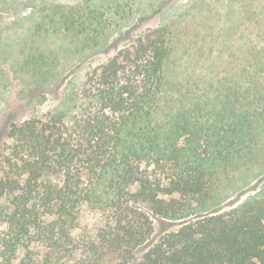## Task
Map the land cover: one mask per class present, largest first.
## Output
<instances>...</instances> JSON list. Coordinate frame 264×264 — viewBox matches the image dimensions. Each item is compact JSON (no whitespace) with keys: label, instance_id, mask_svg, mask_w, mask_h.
<instances>
[{"label":"trees","instance_id":"trees-1","mask_svg":"<svg viewBox=\"0 0 264 264\" xmlns=\"http://www.w3.org/2000/svg\"><path fill=\"white\" fill-rule=\"evenodd\" d=\"M250 1L249 19L264 17ZM59 22L84 25L64 12ZM176 51L173 30L149 28L91 67L63 105L9 126L0 264H264V192L211 207L223 179L256 158L264 50L234 86L220 78L194 97L171 78ZM83 209L101 223L75 235Z\"/></svg>","mask_w":264,"mask_h":264},{"label":"rangeland","instance_id":"rangeland-1","mask_svg":"<svg viewBox=\"0 0 264 264\" xmlns=\"http://www.w3.org/2000/svg\"><path fill=\"white\" fill-rule=\"evenodd\" d=\"M253 1L258 11L263 10L264 0ZM250 3V0H0V156L9 144L6 133L12 123L63 105L65 94L81 84L91 67L149 28L167 26L175 33L177 65L170 74L181 83L180 94L189 88L194 97L198 93L196 85L203 88L220 78H227L234 86V81L241 80L240 65H246L249 59L260 60L264 50V35L257 32L264 25V17L249 19L246 8H250ZM59 5L68 7L51 11ZM72 6L79 11H71ZM48 9L56 17L53 23L44 24L42 11ZM62 12L84 25L67 30L59 22ZM243 24L255 26L254 36L244 37ZM28 58L33 62L30 66L26 64ZM261 130L256 158L223 179L219 198L212 208L228 210L264 192L263 125ZM100 223L98 213L83 209L74 234L89 232Z\"/></svg>","mask_w":264,"mask_h":264}]
</instances>
